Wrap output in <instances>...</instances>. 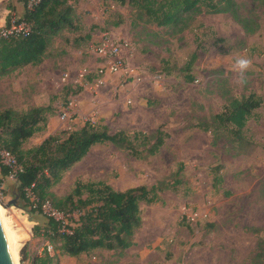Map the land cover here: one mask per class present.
I'll return each instance as SVG.
<instances>
[{
  "label": "rangeland",
  "instance_id": "1",
  "mask_svg": "<svg viewBox=\"0 0 264 264\" xmlns=\"http://www.w3.org/2000/svg\"><path fill=\"white\" fill-rule=\"evenodd\" d=\"M235 2L239 15L258 25L255 33H246L230 15L205 13L194 16L180 34L154 25L133 27L127 6L101 0L76 1L78 20L84 26L78 34H63L54 40L42 62L48 76L44 85L52 90L48 105L55 111L57 127H63L54 134L91 122L105 125L111 133L159 129L168 136L159 152L146 160L110 144L96 145L63 175L53 192L66 195L75 182L101 181L117 191L150 187L177 171L179 163L183 164L184 183L176 192L160 194L161 203L141 205L142 226L134 236L135 245L122 256L100 250L77 258L58 256V264H250L258 238L264 239V6L254 0ZM8 7L14 8L11 14ZM22 7L20 0H0V31L7 16L18 17ZM114 14L123 19L117 28L106 25L116 20ZM92 26L96 28L92 30ZM87 34L91 39L75 57L72 54V59H63L68 53L65 49L74 48L70 44L74 37ZM66 38L70 42L65 43ZM103 38L124 46L121 56L126 72L107 76L99 84L96 78L88 81L79 75L85 69H97L100 60L92 50ZM193 54L196 58L189 71H182ZM242 55L252 61L243 85L233 70L235 60ZM33 80L28 85L42 82L40 78ZM20 85H24L23 80L0 79V110L29 108L25 96L17 95L20 90L12 92L21 89ZM68 85L83 87V107L78 106L80 113L76 110L62 121V113L73 111L79 96L64 98L63 89ZM249 93L257 94L262 104L246 124L244 136L252 145L246 150L238 151L226 139L213 145L209 133L190 126L194 117L219 113L226 96ZM66 101L70 102L68 108L64 107ZM215 177L221 179L217 188L213 186ZM10 194L6 186L0 205L17 253L16 264H32L33 257L46 251L43 246L48 241L32 233L33 227H43L45 218L29 215L19 206L6 207L17 196V192ZM249 228L259 234L246 232ZM51 247L49 254L53 256Z\"/></svg>",
  "mask_w": 264,
  "mask_h": 264
},
{
  "label": "trees",
  "instance_id": "2",
  "mask_svg": "<svg viewBox=\"0 0 264 264\" xmlns=\"http://www.w3.org/2000/svg\"><path fill=\"white\" fill-rule=\"evenodd\" d=\"M22 9L18 17L8 15L5 27L12 21L16 25L28 27L27 35H13L0 38V79L10 76L26 66H39L46 59L54 38L64 32L78 34L81 31L74 4L76 0H20ZM119 6H127L132 12L131 24L154 25L167 28L175 34L185 31L194 16L230 15L244 31L253 34L257 24L242 18L238 13L235 0H101ZM264 6V0H254ZM11 12L13 7H8ZM116 20L107 21L113 28L121 26L123 19L114 14ZM96 28L92 26L93 30ZM104 30V29H103ZM91 35H76L70 42L74 48L83 46ZM196 58L181 70L188 72ZM188 81L192 78L185 75ZM95 75L87 76L91 81ZM83 90L81 85L66 86L63 97L78 95ZM226 104L219 113L194 117L190 126L209 133L212 144L226 139L238 151H244L252 145L244 136L248 120L262 104L261 98L254 93L240 97H225ZM66 101L64 107L68 108ZM55 116L50 105L29 107L24 111L13 108L0 110V151L9 152L16 159L21 171L17 173L15 185L20 203L17 205L29 215L38 214L45 218L42 228L33 227V236L43 237L55 251L51 256L46 251L42 256L33 257L32 264H58V256L77 258L94 251H107L122 256L135 245L134 236L142 226L141 205L161 203L160 194L166 191L176 192L184 181L181 179L183 164L177 171L156 184L131 187L123 191L113 189L104 182H75L71 191L63 196L53 192L63 175L81 162L96 145L110 144L117 150L130 156L146 160L155 156L164 145L167 134L157 129L151 133L124 130L111 133L105 125L86 122L81 128L70 132H61L46 137L39 145L25 149L24 145L35 134L46 129L48 118ZM218 172V168L215 169ZM0 173L6 177L9 169L0 157ZM214 187L221 183L215 177ZM29 190L34 198L26 196ZM48 203L60 213L64 220L57 221L43 214L42 206ZM77 216V219H75ZM67 221V223H66ZM74 226H70L69 224ZM206 227H213L207 224ZM258 235L257 229H245ZM25 246L21 249L24 250ZM250 264H264V239L258 238Z\"/></svg>",
  "mask_w": 264,
  "mask_h": 264
},
{
  "label": "built area",
  "instance_id": "3",
  "mask_svg": "<svg viewBox=\"0 0 264 264\" xmlns=\"http://www.w3.org/2000/svg\"><path fill=\"white\" fill-rule=\"evenodd\" d=\"M29 29L24 24L16 25L14 21L9 28H3L0 31V38H7L8 36L13 35H27ZM124 46L119 41H114L111 39L103 38L99 44L93 48V52L96 57L100 60V63L97 66V69L94 71L91 70H83L80 73V77H87L89 75H95L97 82L99 84L107 76H114L116 74H125L126 67L124 66V60L121 56V51L123 50ZM72 115L68 112H63L60 120L64 121L71 118ZM0 157L2 159V163L8 167L9 173L6 177H4L0 181V196L2 190H4L5 186L8 183H14L16 181L17 173L21 171L16 159L7 151H0ZM26 196L30 198L31 201H34L33 196L31 195L29 190H26ZM43 214L47 217L53 218L57 221L64 220L63 216L51 208V206L46 203L42 206ZM43 248L48 252L51 253L52 247L48 243H45Z\"/></svg>",
  "mask_w": 264,
  "mask_h": 264
},
{
  "label": "crops",
  "instance_id": "4",
  "mask_svg": "<svg viewBox=\"0 0 264 264\" xmlns=\"http://www.w3.org/2000/svg\"><path fill=\"white\" fill-rule=\"evenodd\" d=\"M77 1V0H76ZM75 11H76V15L78 17V19H80V13L79 11L76 9V7L74 6ZM79 25L80 27H83V21L81 23V21L79 20ZM65 36H73V34H70L68 32H64L63 33ZM78 36V35H77ZM93 37V34H92ZM58 37L54 38V40H56ZM71 44V43H70ZM83 46L76 48H68L65 49L68 53H64L63 55V59H72L71 57H69L70 55L75 54L80 51L82 49ZM65 64V62H63ZM52 73H56V72H52ZM40 78V80H42V82L38 85H28L30 84V80L31 78L34 79L33 82L35 80H37L38 78ZM3 79H7V80H11V81H22L24 85H20L21 89L16 88L14 89L15 91L12 92H16L17 90L19 91V93H17V95L19 96H25V102L26 105H28L27 107H39V106H47L49 103L48 101H50V95L52 90L49 88H46L44 85V81L46 79H48V76H45V73L43 72V63L40 64L39 66H26L20 70L15 71L14 73H12L10 76L5 77ZM18 85H15L14 87H17ZM83 93H85V90L81 91L80 94H78L79 96H77L76 98V102H75V106L72 107L73 111H71V109L68 111V113L70 114H75L74 112L77 110V107L82 106V102H81V96L83 95ZM25 106V105H24ZM73 106V104H72ZM27 108H24L22 110V108H19V111H24ZM80 110V108L78 109ZM80 113V111H78ZM55 119L56 117H49L48 118V123L46 126V129L43 132L37 133L35 134L32 138H30V140L24 145L25 149L31 148L33 146H37L39 145L46 137L53 135L54 133H56L58 130H61V126L56 125L55 123ZM28 144V146H27ZM3 179L1 173H0V181ZM7 190L11 193L10 195H15L17 191H15V185L13 183H8L7 185ZM5 186V187H6ZM40 255V254H39ZM33 260V259H32ZM31 260V262H32Z\"/></svg>",
  "mask_w": 264,
  "mask_h": 264
},
{
  "label": "water",
  "instance_id": "5",
  "mask_svg": "<svg viewBox=\"0 0 264 264\" xmlns=\"http://www.w3.org/2000/svg\"><path fill=\"white\" fill-rule=\"evenodd\" d=\"M18 199H19V195L17 194V196H15L14 199L6 205V207H9L11 205L17 206ZM0 264H14L8 250L7 241L4 236L1 224H0Z\"/></svg>",
  "mask_w": 264,
  "mask_h": 264
},
{
  "label": "clouds",
  "instance_id": "6",
  "mask_svg": "<svg viewBox=\"0 0 264 264\" xmlns=\"http://www.w3.org/2000/svg\"><path fill=\"white\" fill-rule=\"evenodd\" d=\"M252 66V61L247 57V55H242L239 58H237L233 65V70L237 72V79L238 83L243 85L246 83V75L245 73L248 71V69Z\"/></svg>",
  "mask_w": 264,
  "mask_h": 264
},
{
  "label": "bare ground",
  "instance_id": "7",
  "mask_svg": "<svg viewBox=\"0 0 264 264\" xmlns=\"http://www.w3.org/2000/svg\"><path fill=\"white\" fill-rule=\"evenodd\" d=\"M1 207L2 206L0 205V224H1L4 236H5L6 241H7V246H8V250H9V253L11 255L12 261H13L14 264H16L17 253H16V250H15L13 242H12L13 239H12L10 230H9L7 224H6L5 219L3 218V210H2Z\"/></svg>",
  "mask_w": 264,
  "mask_h": 264
}]
</instances>
